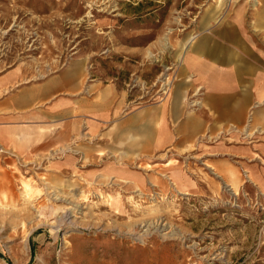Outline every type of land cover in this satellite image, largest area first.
Segmentation results:
<instances>
[{"label": "rangeland", "instance_id": "1", "mask_svg": "<svg viewBox=\"0 0 264 264\" xmlns=\"http://www.w3.org/2000/svg\"><path fill=\"white\" fill-rule=\"evenodd\" d=\"M218 1L0 0V100L27 87H42L71 69L82 74L79 93L90 96L109 88L115 96L112 114L98 127L82 115L77 132L62 140L56 135L80 112L74 107L71 117L47 116H53L56 100L73 97L69 92L57 91L37 105L44 116L39 129L26 130L31 120L10 116L12 108L0 105V264H85V259L88 264H264V160H257L258 175H248L256 161L224 151V130L209 136L205 129L191 143L151 153L125 152L118 144V120L168 102L183 80H191L184 67L196 47L207 46L210 36L228 37L230 30L246 35L264 13V0H223L228 10L205 24L210 6ZM216 17L223 21H214ZM238 21L245 24L239 27ZM238 43L233 46L239 48ZM197 98L188 96V108L197 105ZM22 123L25 130L11 127ZM245 131L228 130L231 145L239 144ZM43 140L50 141L47 147H38ZM127 153L142 156L131 170H144L154 179L164 174L162 186L151 185L148 201L135 197L147 212L159 210L158 218L131 233H109L103 226L110 220L96 218L107 212L92 203L98 196L84 202L75 216L64 217L72 198L49 188L47 176L62 169L70 173L76 166L78 174L92 180L90 170L113 166L85 167V157ZM59 158L71 159V164ZM174 173L180 179L176 184L171 183ZM24 181L40 193L26 197ZM59 194L65 202L46 200ZM69 221L74 225L64 227ZM89 225L102 230L98 240ZM75 245L79 253L72 256Z\"/></svg>", "mask_w": 264, "mask_h": 264}, {"label": "crops", "instance_id": "2", "mask_svg": "<svg viewBox=\"0 0 264 264\" xmlns=\"http://www.w3.org/2000/svg\"><path fill=\"white\" fill-rule=\"evenodd\" d=\"M254 28L247 30L246 35L236 29L230 30L229 36L222 39L210 36L208 45L194 53L190 58L191 64L184 67L191 73V80H183V86L174 89L168 102L147 105L118 120V124H121V134L118 136L123 135L125 129L130 130L127 134L133 135L142 146L133 151L151 153L163 151L169 146L182 147L185 143L193 142L205 129L209 136L224 130V151L248 161L255 160L248 168V175H258L254 171L257 170L255 165L258 159L264 160V27ZM237 40L239 48L233 46ZM82 80V74L71 69L63 77H55L42 87H27L12 93L0 100V105L12 108L14 112L8 113L10 116L16 115L22 120L26 116L32 122L15 124L11 126L13 129L25 130L24 125L26 130L39 129L40 119L44 116L37 105L53 97L57 91L69 92L73 97L56 100L52 105L53 116L49 114L47 117L65 119L67 114L71 117V110L75 107V112H80V115L72 116L73 119L70 118L65 127H68L67 136L71 137L73 132H77L80 116L85 115L87 121L98 127V123L112 114L110 108L114 107L115 102L114 93L109 88H100L90 96L79 93ZM192 94L198 97V103L190 109L188 96ZM116 109L115 113H118V107ZM234 128H240L242 133L246 131L240 135L239 144L231 145L233 136L227 131L231 133Z\"/></svg>", "mask_w": 264, "mask_h": 264}, {"label": "bare ground", "instance_id": "3", "mask_svg": "<svg viewBox=\"0 0 264 264\" xmlns=\"http://www.w3.org/2000/svg\"><path fill=\"white\" fill-rule=\"evenodd\" d=\"M193 1H195V0H193ZM226 2H227V0H226ZM224 3L225 2H223V0H222L221 2L217 3L216 5L210 6V9H209L210 14L208 16V21L205 22V24H208L211 21V18L214 17L215 15H218L221 11L228 10V9H224L222 7L224 5ZM217 17L213 18V20L216 21ZM221 20L223 21V19L220 18L219 20H217V22H220ZM236 24L239 25V27H242L245 23L243 21H241V22L238 21ZM219 25H221V24H219ZM252 25L255 27H264V13L260 19H255L254 21H252ZM216 30H217V28H216ZM194 37H195V35H193L191 37V40H193ZM187 40L188 39L186 38L184 40V43ZM223 41H224V39H223ZM195 49L197 52H199L202 49V46H198ZM206 119H207V117H206ZM67 128H65L64 131L59 132V134L56 135L58 140H62L63 138H65L67 136V132H66ZM124 129H125V127H124ZM128 131H130V130L125 129V133L118 138V144L122 145L123 148H125L124 149L125 152H129L131 149L134 150V148H137V147H142L141 145H139L138 141H135L136 138L133 135L129 136L127 134ZM23 141H24V139L21 140V143H23ZM49 142H50L49 140H43L40 143H38L37 146L41 147V148L47 147ZM140 159H142V156H140V157L139 156H131L128 153L125 155H120V157L118 156L117 158L114 156L105 157L103 155H95V156H91V157H85V160H84L85 167L97 166V163L102 164V165L103 164L106 165L107 162L111 163L110 166H113V167H107L108 165H106L104 168H102V171H100V170L98 171L97 169L90 170L87 173V176H90L92 178V180H88L87 177H84L81 174H78L76 166H72L70 173H69V170H67V169L66 170L62 169L60 171L56 170V171H54L53 174L50 173L47 176L48 183L46 185L49 188H53L54 189L53 191H56V189H59V190H61L62 194H64L65 196H67L69 198H72V200L70 201L71 206L64 209V211L62 210L63 211L62 214L64 215V217H67L71 214L73 216H75V214L79 213V209L81 208V206L84 202L91 201L90 197L98 196V198H100V199L96 200V201H92V203L95 206H97V208H99V209L100 208H106L107 212L97 215L96 218L98 221H101L104 218H107L110 220V222L106 223L103 226V228L107 229L109 233H113V231L131 233V232H134L136 229H138L141 226V223L146 224L149 221L151 222L152 218H158L159 210H157L154 213H150L149 211L147 212L146 209H142L140 207L139 203H142L143 201H148L150 194L152 192L151 185L159 187V186H162V183L164 184L163 181H165V179L162 178V175H164V174L160 175L161 177L154 179V178H151V176H148L147 174H143L142 172L144 170H142V171L131 170V165L137 163L138 160H140ZM34 160L36 161V159H34ZM58 161H63L64 164H67V163L71 164L70 163L71 159L64 160V159L59 158ZM116 165H118V166H116ZM174 174L175 175H172L171 183L175 182V184H176V183H178V181L180 179L178 178V175H176V173H174ZM64 175H66V180L61 178ZM169 179H171V177ZM44 180H46V178H44ZM148 180H150V183L148 182L149 186H147ZM2 183H3V180L0 177V184H2ZM23 184H24V188H25L24 189L25 190L24 195L26 197H30L34 193H38V192L40 193V191H41V189H39L37 187L32 188V186L30 185V183L28 181H24ZM103 186L109 188L107 193L102 191L101 187H103ZM117 189H118V192H116ZM169 189H170V187H169ZM136 191H138V193H135ZM162 192H163V190H162ZM77 193H79L80 196ZM101 194H102V196H101ZM128 194H130V195H128ZM136 196L137 197H144V200L137 203L136 202L137 200H135ZM46 200L49 203L51 201H53V202H57V201L65 202L66 201L64 198H62V195L60 196V194L56 195L53 198L50 196ZM135 216H136V218H134ZM125 217H127V219L124 220ZM98 221H93L92 225L97 224ZM61 222L66 223L65 220L64 221L61 220ZM61 222H60V225L64 226V224ZM72 225H74V223L72 221H69V223H67V225L64 227H71ZM90 225L87 228L90 230H92V229L94 230L95 234L93 235V238L95 240H98L103 234L102 230L101 229L97 230ZM184 232H186V231H184ZM74 240H75L76 245H78V243H79L78 238H76ZM110 241L111 240H109V242ZM91 242H93V241L91 240ZM76 245H75V248H73V246H72V249H71V255L72 256L78 255V253H79V251L76 248ZM116 245H118V243H116ZM119 246H121L120 243H119ZM85 258H87V257H85ZM84 262H85V264H88V259H85Z\"/></svg>", "mask_w": 264, "mask_h": 264}]
</instances>
